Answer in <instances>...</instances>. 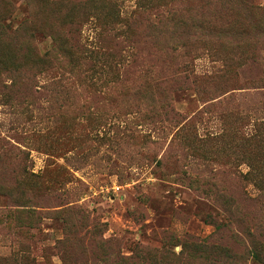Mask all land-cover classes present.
<instances>
[{
    "label": "rangeland",
    "instance_id": "1",
    "mask_svg": "<svg viewBox=\"0 0 264 264\" xmlns=\"http://www.w3.org/2000/svg\"><path fill=\"white\" fill-rule=\"evenodd\" d=\"M140 1L0 0L1 81L47 86L0 96V264H264V0H164L155 27ZM108 35L146 41L127 87ZM69 54L85 81L60 86ZM151 71L214 79L161 93Z\"/></svg>",
    "mask_w": 264,
    "mask_h": 264
},
{
    "label": "trees",
    "instance_id": "2",
    "mask_svg": "<svg viewBox=\"0 0 264 264\" xmlns=\"http://www.w3.org/2000/svg\"><path fill=\"white\" fill-rule=\"evenodd\" d=\"M244 1L245 0H242L241 2L238 1L236 3H240V5H243L242 2ZM170 3L171 1H164V0H141L139 3L140 5H137V8L133 11V14H135L134 16L138 15V17L144 19V21L149 23L150 27L151 26L155 27V25H159L161 21L164 19H170L171 21L172 13L170 11V8L166 11L162 9L163 6L167 7V5ZM2 29L4 30L3 32H5V36L7 38H9L10 40H17L19 41L17 43H20L23 45L22 41L18 39L19 36L15 35L18 33L17 31H11V28L7 25H5ZM108 38H109V35L104 38V42H108L112 44V47L110 46L111 48H119L120 50H122L121 58H122L123 69L121 70V73L119 75H116V77H114L115 80H113L112 84L116 85L117 87L118 86L127 87V84H131L133 83V81L135 80L137 81L140 78H142L141 74L143 70L141 68H138L136 70V67H141L142 63H144L147 60V58L143 57V54L141 58H138L137 52L127 51L126 46L132 45V48H135V50L137 51L138 47H139V50H140V47H145L146 41L144 40V42H142L139 40V41L128 42L127 40L126 41L116 40L112 42V41H108ZM76 41H77L76 47L78 48L77 51H79L82 45L79 44L78 40ZM126 43H130V45H126L123 48L124 44ZM58 47L59 46H56L55 48L57 51H58L57 49ZM168 49L172 50V48L170 47ZM60 55L61 54H59L58 52L57 54H48L47 56H43L42 59L49 63L50 61L56 62L55 67L59 66L58 64H60V66L63 69H66L65 65L62 64ZM63 58L64 60L66 59L68 60L69 62L68 65L71 66V71H68L69 77L62 75V77L59 79L60 81L57 84H60V86H62L65 83L70 82L71 80L76 81V82H84L85 79L82 77V75H78L76 73L75 66L70 63L73 61V59L77 60L78 62L80 60V57H73L71 54H69V55L64 56ZM82 60L85 61V64L87 66L86 71L90 72L87 76V79L89 78V80L93 82L92 84L96 85V83L94 82L101 81L103 75L105 74V71L101 68V66L103 65L102 62H104L102 60V57L99 56V54L97 53V50L94 52L89 50L87 51V55L83 56ZM139 61L141 63L138 66ZM0 62L4 64V60H0ZM106 63L113 64L112 61H106ZM4 68H7V67H4ZM28 73L30 74L29 69H28ZM11 77L7 78L6 81L4 80V78H3L4 81H1L0 79V96H8L9 91H13L12 93L17 94L16 87H18L19 89V87L22 86L29 91V94L27 96L34 98L35 95H39L45 89H47L46 84L38 86V83L37 84L35 83V78L32 75H27L26 77L19 78V79H16L13 77L11 78ZM149 78L152 82L156 83V86H160L158 88L162 89L161 93H164L165 91L178 92L184 89H188L191 86L195 87L201 84L204 79H210V81H213L214 76L213 75L207 76L206 74L194 75L193 73L186 72V71L185 72L178 71L176 72V74H172V72L170 71H161L158 73H152L151 71V76ZM32 83L33 84L35 83V85H32ZM102 83H109V82H102ZM99 95L105 96V92L99 93ZM169 113L172 114L173 117L180 115L174 109V107L169 108ZM216 228H220V225L218 226L216 225ZM226 228H229V227L227 226Z\"/></svg>",
    "mask_w": 264,
    "mask_h": 264
}]
</instances>
